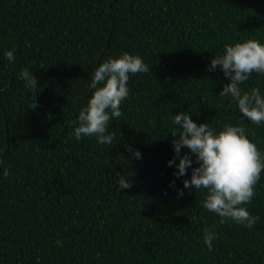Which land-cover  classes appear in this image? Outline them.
Returning <instances> with one entry per match:
<instances>
[{
  "label": "trees",
  "instance_id": "1",
  "mask_svg": "<svg viewBox=\"0 0 264 264\" xmlns=\"http://www.w3.org/2000/svg\"><path fill=\"white\" fill-rule=\"evenodd\" d=\"M250 39L264 44V0H0V264H264V171L243 205L259 217L247 228L221 223L206 189H184L191 168L176 178L179 160L167 164L180 112L216 134L245 128L264 155V122L219 96L230 81L209 71L225 45ZM124 53L152 74H130L111 145L77 140L95 70ZM23 69L38 80L35 109ZM253 88L264 95V74L241 85Z\"/></svg>",
  "mask_w": 264,
  "mask_h": 264
},
{
  "label": "clouds",
  "instance_id": "2",
  "mask_svg": "<svg viewBox=\"0 0 264 264\" xmlns=\"http://www.w3.org/2000/svg\"><path fill=\"white\" fill-rule=\"evenodd\" d=\"M6 58L14 62V50L6 53ZM229 79L219 92V96H231L238 104L240 113L251 123L260 125L264 122V95L258 88L250 92L241 91V85L249 80L253 73L264 74V44L257 40H247L235 45H225L223 55L214 56L210 62L209 71L217 67ZM152 74L151 66L139 56L124 53L118 58L109 59L101 63L95 70L90 89H94L92 96L79 116V126L74 129L77 140L84 136H95L99 143L111 145L115 131L109 132L110 121L120 120L123 115L120 106L129 96L127 82L130 74ZM20 77L26 87L33 94V100L28 106L35 109L37 77L29 70L23 69ZM110 110V114H109ZM184 112L174 116L173 123L178 126V134L174 137L173 159L167 162L172 166L176 159L178 171L173 175L176 178L187 175L191 168V178L183 180L184 189L204 190L208 194L204 201V208L218 215L221 223L227 220L252 228L259 217L253 216L243 205L254 198L255 185L264 171V155L245 135V128L227 125L218 134L214 133L207 123L197 125ZM189 150L182 153L181 149ZM131 157L141 158L139 150L127 146ZM194 157V160H193ZM197 165L192 167L193 163ZM4 161L0 159V165ZM4 178L10 175L7 168L3 169ZM117 183L120 191L132 187V181L117 172ZM170 186H174V181ZM178 197L184 195L183 189H177ZM216 234L207 231L204 242L209 251L213 249V240Z\"/></svg>",
  "mask_w": 264,
  "mask_h": 264
}]
</instances>
